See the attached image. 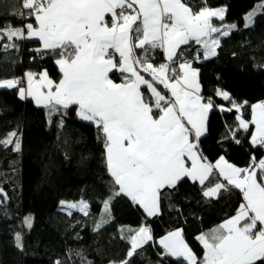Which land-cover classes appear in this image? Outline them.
<instances>
[{
	"label": "snow or ice",
	"instance_id": "obj_1",
	"mask_svg": "<svg viewBox=\"0 0 264 264\" xmlns=\"http://www.w3.org/2000/svg\"><path fill=\"white\" fill-rule=\"evenodd\" d=\"M225 11L207 6L194 10L186 0H20L13 15L32 22L0 28V49L35 38L41 42L37 51L55 55L62 73L54 82L46 71L39 78L28 72L26 80H0V89L16 88L21 99L33 98L48 110L50 120L75 106L78 118L93 123L103 136L106 167L116 187L103 201L108 218H98L97 230L110 222L116 196L129 197L147 216H155L161 191L186 178L204 186L206 197H218L229 185L240 190L243 202L236 214L196 237L204 249L202 259L185 242L182 230L159 239L162 255L181 264H264V158L253 156L249 167L240 168L222 156L210 162L199 148L213 101L201 95L199 69L192 64L201 54L204 59L217 55L219 36L237 27L213 23V18L224 21ZM255 14H248L245 26ZM193 42L203 52L197 51L194 60L183 59L181 46ZM157 50L164 53L163 62H156ZM116 73L119 82L113 79ZM217 95L235 108L239 128L255 126L252 144L264 147V102L252 105L246 120L242 105L227 92L218 90ZM63 123L60 119L58 126ZM16 136L12 132L0 143L12 144ZM14 147L19 150L18 139ZM61 205L69 215L72 210L89 215L90 205L83 199ZM23 223L30 228L32 218ZM129 231L130 250L112 264H131L137 250L154 239L147 226ZM16 242L23 247L20 233Z\"/></svg>",
	"mask_w": 264,
	"mask_h": 264
},
{
	"label": "trees",
	"instance_id": "obj_2",
	"mask_svg": "<svg viewBox=\"0 0 264 264\" xmlns=\"http://www.w3.org/2000/svg\"><path fill=\"white\" fill-rule=\"evenodd\" d=\"M186 2L194 10L224 8V21L213 22L237 26L221 38L217 55L193 66L199 69L201 94L213 101L200 150L210 162L222 156L247 168L253 156L264 158V147L251 143L253 126L247 131L239 128L238 113L217 91L227 92L242 105L246 120L251 106L264 102V11L260 10L264 0ZM19 3L0 0V28L23 27L13 15ZM253 12V22L245 26V18ZM16 44L10 51L0 49V80H23L27 72L43 70L54 82L61 79L57 57L47 50L38 52L37 41L17 40ZM191 46L181 47L183 54L188 47L193 52L198 48ZM155 60L164 61L162 51H156ZM74 112L72 106L67 115H53L50 120L46 108L21 99L16 88L0 89V141L17 133L12 144L0 143V264H112L130 250L129 229L142 226L151 229L154 239L137 250L131 264H181L175 257L162 255L165 250L158 244L175 230H182L189 247L202 259L204 249L196 237L236 214L243 202L240 190L229 185L230 190L218 197H206L204 186L186 178L175 188L161 191V211L155 216H147L129 197L116 196L110 204V222L97 230L98 218H108L103 201L116 186L106 167L103 136L93 123L75 118ZM60 119L63 127L58 126ZM16 139L19 150L14 147ZM210 180L215 182L214 177ZM81 199L89 203V215L63 211L61 201ZM26 217L32 218L30 228L23 223ZM17 233L22 236V248L17 247Z\"/></svg>",
	"mask_w": 264,
	"mask_h": 264
},
{
	"label": "crops",
	"instance_id": "obj_3",
	"mask_svg": "<svg viewBox=\"0 0 264 264\" xmlns=\"http://www.w3.org/2000/svg\"><path fill=\"white\" fill-rule=\"evenodd\" d=\"M225 15H226V11H225ZM215 20H217V21H220V20H218V19H216V18H213V21H215ZM216 26L218 25L219 26V24H217V23H215V22H213ZM222 27L224 26V25H221ZM231 32V31H230ZM229 32V33H230ZM216 35V34H215ZM219 36V35H218ZM222 37H224V36H219V38L221 39ZM23 41H37L38 43H39V48H41V42L39 41V40H37V39H35V38H32V39H25V40H23ZM192 44V48L194 47V46H196V44L193 42V43H191ZM181 47H183V46H181ZM197 51H200L201 53L203 52V50L200 48V46L198 45V48H197V50L195 51V52H193V51H191V48L190 47H188V49L185 51V53L183 54V59H185V60H194V57H195V53L197 52ZM212 58V57H211ZM204 58H203V56H202V54H201V58H200V60L199 61H202ZM208 59H210V58H208ZM163 60H164V53H163ZM204 60H206V59H204ZM199 61H197V62H199ZM57 66H58V68H59V65L57 64ZM192 66H193V64H192ZM194 67V66H193ZM195 68V67H194ZM60 70V69H59ZM46 70H43V71H41V72H39V73H35V74H37V78H39V74H41V73H43V72H45ZM47 72V71H46ZM28 73V72H27ZM33 73V72H32ZM48 73V72H47ZM48 76H49V78L50 79H52L51 77H50V75L48 74ZM119 76H120V74L119 73H116V74H114L113 75V79L114 80H116L117 82H119ZM24 79L26 80V74H25V76H24ZM53 80V79H52ZM199 83H200V76H199ZM201 85V84H200ZM25 87H26V84L24 85ZM143 90V89H142ZM202 95V94H201ZM203 96V95H202ZM23 100H31V101H33V103L36 105V106H38V107H43V106H40V105H37L36 103H35V100L33 99V98H31V97H25ZM75 107V106H74ZM213 109V108H212ZM212 110H210L209 111V113H208V118H207V123H208V119H209V115H210V112H211ZM73 115H74V117L75 118H78V116H77V114H76V108H75V112L73 113ZM251 115H252V111H251ZM79 119V118H78ZM250 119H251V117H250ZM249 119V120H250ZM81 120V119H80ZM85 122H87V121H85ZM91 123V122H90ZM250 126H253V134H252V136H251V138H250V141H251V143H252V137H253V135L255 134V126L254 125H250ZM207 134V131L205 132V134L204 135H202L201 137H204L205 135ZM200 137V138H201ZM258 145V144H257ZM225 159V158H224ZM226 160V159H225ZM229 162V161H228ZM230 163V162H229ZM232 164V163H231ZM130 199V198H129ZM131 200V199H130ZM132 201V200H131ZM133 202V201H132ZM133 203H135V202H133ZM136 204V203H135ZM141 207V206H140ZM142 208V207H141ZM143 209V208H142ZM160 203H159V211H158V214L160 213ZM183 235V234H182ZM166 236V235H165ZM164 237V236H163ZM162 237V238H163ZM183 238H184V236H183ZM161 239V238H160ZM185 240V239H184ZM159 241V240H158ZM186 242V241H185ZM187 243V242H186ZM159 244V243H158ZM160 246V245H159ZM161 247V246H160Z\"/></svg>",
	"mask_w": 264,
	"mask_h": 264
},
{
	"label": "built area",
	"instance_id": "obj_4",
	"mask_svg": "<svg viewBox=\"0 0 264 264\" xmlns=\"http://www.w3.org/2000/svg\"><path fill=\"white\" fill-rule=\"evenodd\" d=\"M19 2H20V0H19ZM20 10H22V9H20ZM22 11H26V10H22ZM28 20H29V19H21V18H19V17L17 16V21L23 23V26H24L26 23H29ZM9 43H11V42H9ZM12 49H13V48H10V49H8L7 51H10V50H12ZM23 80H25V79L23 78ZM25 84H26V83H25Z\"/></svg>",
	"mask_w": 264,
	"mask_h": 264
},
{
	"label": "rangeland",
	"instance_id": "obj_5",
	"mask_svg": "<svg viewBox=\"0 0 264 264\" xmlns=\"http://www.w3.org/2000/svg\"><path fill=\"white\" fill-rule=\"evenodd\" d=\"M217 26H218V25H217ZM218 27H222V26L219 25ZM216 35H219V34L217 33ZM220 40H221V39H220ZM210 58H211V57H210ZM254 135H255V134H254ZM254 135H253V136H254ZM65 202H71V201H65ZM61 207H62L63 211H65V212L68 213V209L66 208V206H62V205H61ZM73 211H75V210H72V212H73ZM80 213H81V212H80ZM82 214H83V213H82ZM182 234H183V232H182Z\"/></svg>",
	"mask_w": 264,
	"mask_h": 264
}]
</instances>
